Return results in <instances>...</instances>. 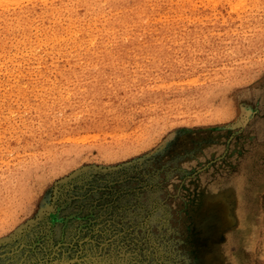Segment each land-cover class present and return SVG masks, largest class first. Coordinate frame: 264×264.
<instances>
[{
    "label": "rangeland",
    "instance_id": "374dc122",
    "mask_svg": "<svg viewBox=\"0 0 264 264\" xmlns=\"http://www.w3.org/2000/svg\"><path fill=\"white\" fill-rule=\"evenodd\" d=\"M3 1L0 264H264V0Z\"/></svg>",
    "mask_w": 264,
    "mask_h": 264
},
{
    "label": "bare ground",
    "instance_id": "6f19581e",
    "mask_svg": "<svg viewBox=\"0 0 264 264\" xmlns=\"http://www.w3.org/2000/svg\"><path fill=\"white\" fill-rule=\"evenodd\" d=\"M13 1H14V0H13ZM13 1H12V2H13ZM78 1L82 2L83 4L89 5V4L91 3L92 0H78ZM140 1H141V0H140ZM1 2H4V1L2 0V1H0V3H1ZM6 2H7V1H6ZM6 2H5V4L7 5ZM10 2H11V1H10ZM14 2H15V1H14ZM100 2H101V1H100ZM100 2L97 1V2L95 3V5H93V9L101 8V6H100ZM31 4H32V3H31ZM34 4H35V3H34ZM143 4H144V3H143ZM149 5H150V4H149ZM152 5H153V4H152ZM0 6H3L2 3L0 4ZM50 6H51V5H50ZM81 6H82V5H81ZM150 6H151V5H150ZM4 7H6V6H4ZM150 8H151V7H150ZM3 9H4V8H3ZM50 9H51V8H50ZM93 9H90V11L93 10ZM151 9H152V8H151ZM85 10H86V9H85ZM87 10H88V9H87ZM49 11H50V10H49ZM51 11H52V10H51ZM51 11H50V12H51ZM27 12H28V11H27ZM24 13H26V12H24ZM45 13H46V12H45ZM67 13H68V11H67ZM40 14H41V13H40ZM18 15L20 16V13H19ZM94 15H95V14H94ZM67 16H68V15H67ZM30 17H31V16H30ZM67 18H68V17H67ZM69 18H71V17H69ZM69 18H68V19H69ZM16 19H17V18H16ZM17 20H18V19H17ZM17 20H16V23H17ZM21 20H22V19H21ZM71 20H72V19H71ZM25 21H26V20H25ZM6 22H7V20H6ZM12 24H13V23H12ZM19 24H20V21H19ZM28 24H29V23H28ZM60 24H61V22H60ZM72 24H73V23H72ZM125 25H126V24H125ZM125 25H124V26H125ZM13 26H15V25H13ZM17 26H18V25H17ZM19 26H20V25H19ZM19 26H18V27H19ZM61 26H62V25H61ZM63 26H65V25H63ZM66 26H67V25H66ZM66 26H65V27H66ZM15 27H16V26H15ZM18 27H17V28H18ZM79 27H80V26H79ZM122 27H123V26H122ZM131 27H132V26H131ZM5 28H6V27H5ZM13 28H14V27H13ZM129 28H130V27H129ZM140 28H141V27H140ZM65 29H66V28H65ZM68 29H69V26H68ZM71 29H72V28H71ZM86 31H87V30H86ZM143 31H145V30H143ZM143 31H142V32H143ZM5 32H6V31H5ZM69 32H70V31H69ZM71 32H72V31H71ZM74 32H75V30H74ZM137 32H138V30H137ZM23 33H24V32H23ZM72 33H73V32H72ZM78 33H79V32H78ZM6 34H7V33H6ZM69 34H70V33H69ZM73 34H74V33H73ZM70 35H71V34H70ZM70 35H69V36H70ZM155 35H156V34H155ZM56 36H57V35H56ZM151 36H152V35H151ZM153 36H154V35H153ZM153 36H152V37H153ZM160 36H161V34H160ZM162 36H163V35H162ZM162 36H161V37H162ZM51 37H52V36H51ZM53 37H55V36H53ZM62 37H63V36H62ZM66 37H67V36H66ZM72 37H73V36H72ZM83 37H84V36H83ZM161 37H160V38H161ZM86 38H87V37H86ZM89 38H91V37H89ZM95 38H96V37H95ZM50 39H51V38H50ZM53 39H54V38H53ZM55 39L57 40V38H55ZM55 39H54V40H55ZM61 39H62V38H61ZM70 39H71V38H70ZM70 39H69V40H70ZM72 39H75V38L73 37ZM84 39H85V38H84ZM156 39H157V37H156ZM158 39H159V38H158ZM56 40H55V41H56ZM58 40H59V39H58ZM80 40H81V39H80ZM82 40H83V38H82ZM92 40H94V39H92ZM89 41H90V40H89ZM89 41H88V42H89ZM105 41H106V40H105ZM141 41H142V40H141ZM158 41H159V40H158ZM16 42H17V41H16ZM59 42H60V41H59ZM106 42H107V41H106ZM145 42H147V41H145ZM151 42H152V41H151ZM162 42H163V41H162ZM66 43H68V42H66ZM73 43H74V42H73ZM73 43H72V44H73ZM78 43H79V42H78ZM80 43H81V42H80ZM90 43H91V42H90ZM104 43H105V42H104ZM8 44H9V42H8ZM10 44H11V43H10ZM10 44H9V45H10ZM13 44H14V43H13ZM19 44H20V43H19ZM85 44H86V43H85ZM140 44H141V43H139V45H140ZM143 44H145V43H143ZM148 44H149V42H148ZM157 44H158V43H157ZM0 45H1V44H0ZM2 45H3V43H2ZM64 45H65V44H64ZM88 45H89V44H88ZM145 45H146V44H145ZM12 46H13V45H12ZM12 46H11V47H12ZM60 46H61V45H60ZM71 46H72V45H71ZM80 46H81V45H80ZM82 46H83V45H82ZM3 47H4V46H3ZM85 47H87V46H85ZM138 47H139V46H138ZM148 47H149V46H148ZM15 48H16V47H15ZM154 48H155V47H154ZM17 49H18V48H17ZM87 49H88V47H87ZM159 49H160V48H159ZM3 50H4V49H3ZM18 50H20V49H18ZM18 50H17V51H18ZM84 50H85V49H84ZM8 51H9V50H8ZM20 51H21V50H20ZM78 51H79V50H78ZM92 51H93V49H92ZM136 51H137V50H136ZM140 51H141V50H140ZM147 51H148V50H147ZM147 51H146V52H147ZM155 52H156V51H155ZM9 53H10V52H9ZM22 53H23V52H22ZM32 53H33V52H32ZM46 53H47V52H46ZM80 53H82V52H80ZM133 53H134V52H133ZM13 54L16 55V53H13ZM38 54H39V53H38ZM85 54H86V53H85ZM6 55H7V54H6ZM18 55H19V54H18ZM20 55H21V54H20ZM33 55H34V54H33ZM82 55H83V54H82ZM135 55H136V54H135ZM9 56H11V55H9ZM36 56H37V55H36ZM36 56H35V57H36ZM70 56H71V55H70ZM78 56H80V55H78ZM87 56H88V55H87ZM157 56H158V55H157ZM73 57L75 58L76 56H73ZM7 58L10 59L9 57H7ZM28 58H29V57H28ZM38 58H39V60H40V59H42V56H41V55H38ZM8 59H7V60H8ZM11 59H12V58H11ZM82 59H84V58H82ZM85 59H86V58H85ZM158 59H159V58H158ZM3 61L5 62V60H3ZM3 61H2V63H3ZM35 61H36V60H35ZM37 61H38V59H37ZM51 61H52V60H51ZM86 61H87V60H86ZM88 61H89V59H88ZM88 61H87V62H88ZM12 62H13V61H12ZM12 62H11V64H12ZM18 62H19V61H17V63H18ZM23 62H24V61H23ZM38 62H39V61H38ZM19 63H20V62H19ZM50 63H51V62H50ZM68 63H69V61H68ZM75 63H76V61H75ZM154 63H155V62H154ZM8 64H9V63H8ZM32 64H34V63H32ZM38 64H39V63H38ZM38 64H37V65H38ZM64 64H65V63H64ZM83 64H84V63H83ZM139 64H140V63H139ZM19 65H20V64H19ZM24 65H25V64H24ZM28 65H30V64H28ZM39 65H40V64H39ZM39 65H38V66H39ZM45 65H46V64H45ZM96 65H97V64H96ZM120 65H121V64H120ZM5 66H6V65H5ZM16 66L18 67V64H17ZM31 66H32V65H31ZM64 66H65V65H64ZM67 66H68V65H67ZM117 66H118V65H117ZM141 66H142V65H141ZM146 66H147V65H146ZM146 66H144V67H146ZM0 67H1V66H0ZM46 67H47V66H46ZM12 68H13V67H12ZM12 68H11V69H12ZM102 68H104V67H102ZM102 68H101V69H102ZM106 68H107V67H106ZM108 68H109V67H108ZM110 68H111V67H110ZM149 68H150V67H149ZM6 69H7V68H6ZM8 69H9V68H8ZM18 69H19V67H18ZM45 69H46V68H45ZM54 69L56 70V68H54ZM72 69H73V68H72ZM82 69H83V68H82ZM4 70H5V69H4ZM19 70H20V69H19ZM25 70H26V69H25ZM48 70H49V69H48ZM59 70H60V69H59ZM84 70H85V69H84ZM31 71H32V70H31ZM110 71H111V70H110ZM5 72H6V71H5ZM11 72H12V71H11ZM11 72H8V73H11ZM20 72H21V71H20ZM25 72H26V71H25ZM25 72H24V73H25ZM28 72H29V71H28ZM61 72H62V71H61ZM61 72H60V73H61ZM17 73H18V72H17ZM24 73H23V74H24ZM15 74H16V73H15ZM61 74L63 75V73H61ZM18 75H19V74H18ZM30 76H31V75H29V77H30ZM92 76H93V75H92ZM8 77H9V76H8ZM11 77H12V76H11ZM31 77H33V76H31ZM17 80H18V77H17ZM6 83H7V82H6ZM10 92H12V91H10ZM10 94H11V93H10ZM4 179H6V178H4ZM7 179H8V178H7ZM3 184H4V183H3ZM13 196H14V195H13ZM16 197H17V196H16ZM247 225H248V220L245 219L244 222H243V227H242V228H243V231H244V232L247 231V234H248V231H249L248 237L251 239V235H252L251 230H252V228L250 229V227H249V226L247 227ZM249 241H251V240H249Z\"/></svg>",
    "mask_w": 264,
    "mask_h": 264
}]
</instances>
